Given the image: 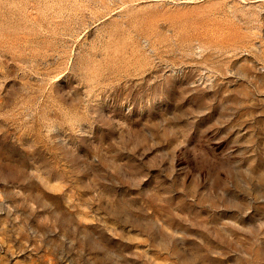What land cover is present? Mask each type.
<instances>
[{
    "label": "rangeland",
    "instance_id": "1",
    "mask_svg": "<svg viewBox=\"0 0 264 264\" xmlns=\"http://www.w3.org/2000/svg\"><path fill=\"white\" fill-rule=\"evenodd\" d=\"M0 264H264V0H0Z\"/></svg>",
    "mask_w": 264,
    "mask_h": 264
}]
</instances>
